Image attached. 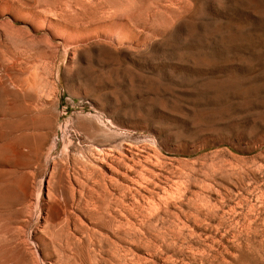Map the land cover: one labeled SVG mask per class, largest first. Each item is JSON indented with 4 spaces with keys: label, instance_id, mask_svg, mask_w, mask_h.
Returning <instances> with one entry per match:
<instances>
[{
    "label": "rangeland",
    "instance_id": "374dc122",
    "mask_svg": "<svg viewBox=\"0 0 264 264\" xmlns=\"http://www.w3.org/2000/svg\"><path fill=\"white\" fill-rule=\"evenodd\" d=\"M0 264H264V0H0Z\"/></svg>",
    "mask_w": 264,
    "mask_h": 264
}]
</instances>
